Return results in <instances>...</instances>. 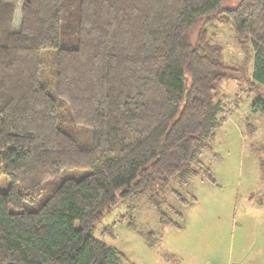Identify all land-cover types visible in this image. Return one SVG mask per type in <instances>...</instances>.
<instances>
[{
    "label": "trees",
    "instance_id": "1",
    "mask_svg": "<svg viewBox=\"0 0 264 264\" xmlns=\"http://www.w3.org/2000/svg\"><path fill=\"white\" fill-rule=\"evenodd\" d=\"M224 2L0 0V264H122L93 229L134 196L182 228L154 197L214 183L199 157L237 70L208 27L230 26L264 85V0Z\"/></svg>",
    "mask_w": 264,
    "mask_h": 264
},
{
    "label": "rangeland",
    "instance_id": "2",
    "mask_svg": "<svg viewBox=\"0 0 264 264\" xmlns=\"http://www.w3.org/2000/svg\"><path fill=\"white\" fill-rule=\"evenodd\" d=\"M208 30L221 43L226 62L237 68L215 91L223 118L199 157L214 183L199 174L154 197L181 229L160 226L157 210L144 196L123 200L105 214L93 235L122 254V264H264V113L253 110L255 100L264 99V85H251L252 50L239 46L230 26L217 23ZM7 186L1 175L0 191ZM191 197L194 202L180 200Z\"/></svg>",
    "mask_w": 264,
    "mask_h": 264
},
{
    "label": "crops",
    "instance_id": "3",
    "mask_svg": "<svg viewBox=\"0 0 264 264\" xmlns=\"http://www.w3.org/2000/svg\"><path fill=\"white\" fill-rule=\"evenodd\" d=\"M255 205L262 206L263 204H258V203H255Z\"/></svg>",
    "mask_w": 264,
    "mask_h": 264
}]
</instances>
